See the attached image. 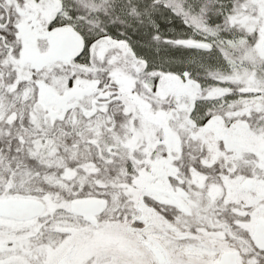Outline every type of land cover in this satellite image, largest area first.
Here are the masks:
<instances>
[{
    "label": "snow or ice",
    "instance_id": "1",
    "mask_svg": "<svg viewBox=\"0 0 264 264\" xmlns=\"http://www.w3.org/2000/svg\"><path fill=\"white\" fill-rule=\"evenodd\" d=\"M0 264H264V0H0Z\"/></svg>",
    "mask_w": 264,
    "mask_h": 264
}]
</instances>
